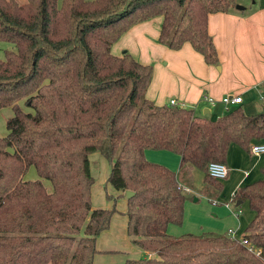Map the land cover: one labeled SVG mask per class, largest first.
<instances>
[{"label": "trees", "instance_id": "16d2710c", "mask_svg": "<svg viewBox=\"0 0 264 264\" xmlns=\"http://www.w3.org/2000/svg\"><path fill=\"white\" fill-rule=\"evenodd\" d=\"M235 5L0 0V40L15 46L0 59V109L13 110L0 135V264H95L96 237L116 210L92 204L93 152L108 162L106 183L120 195L133 191L124 211L127 234L152 253L124 264H263L238 237L172 236L166 228L182 223L189 197L182 186H193V170L203 173L200 191L214 199L222 183L209 176L208 163H225L232 143L249 152L252 143L264 142V111L247 115L237 106L208 120L191 108L156 104L145 96L152 66L128 52L111 53L132 25L162 16L161 44L177 50L188 42L217 65L208 16ZM146 149L178 154V173L148 161ZM31 166L35 179L25 176ZM261 172L263 178L236 189L233 198L248 201L254 214L242 236L264 253V165Z\"/></svg>", "mask_w": 264, "mask_h": 264}, {"label": "crops", "instance_id": "0c3cea01", "mask_svg": "<svg viewBox=\"0 0 264 264\" xmlns=\"http://www.w3.org/2000/svg\"><path fill=\"white\" fill-rule=\"evenodd\" d=\"M243 1L240 10L234 7L228 12H216L208 16V33L217 52V65L206 63L188 42L177 50L161 44L158 36L162 16L132 25L112 44L111 53L120 56L128 52L141 64L152 66L145 96L156 104H166L174 99L178 105L191 108L195 116L208 120H215L237 106L247 115L256 114L260 112L257 103L264 101V0ZM237 3L239 0H236ZM225 95L241 96L242 102L225 105L221 101ZM207 97L213 98L214 102H209ZM144 155L148 161L162 164L176 174L179 171L180 156L174 152L146 149ZM89 159L95 179L91 192L92 204L94 207H110L111 200L95 191L101 185L103 188L110 187L106 183L108 162L98 152L91 153ZM224 164L228 174L220 180L222 191L214 199L202 194L203 173L193 170V183L197 172L201 174V183L196 190L198 194L194 201L185 200L182 223L167 225L166 231L170 235H198L204 232L228 234L229 229L236 236L245 233L254 212L248 207L247 200L237 207L230 197L236 189L263 178L261 168L264 165V153L254 155L232 143L227 149ZM97 165L102 166V174L96 168ZM36 177L33 175L30 179ZM183 185L189 189L188 192H195L193 187ZM46 189L51 190V186ZM122 209L121 223H113L114 216L118 214L114 212L109 226L96 237L95 264L109 263L103 262L99 254L125 246L128 252H133L125 260L152 255L145 250H137L131 243L126 230L125 210Z\"/></svg>", "mask_w": 264, "mask_h": 264}, {"label": "rangeland", "instance_id": "374dc122", "mask_svg": "<svg viewBox=\"0 0 264 264\" xmlns=\"http://www.w3.org/2000/svg\"><path fill=\"white\" fill-rule=\"evenodd\" d=\"M18 1L24 2L25 0H18ZM87 1H91V0H87ZM242 2H244V1L243 0H239V3H237L235 5V8L240 10V8H238L237 6H242L241 5ZM57 3H58V5H60L61 4V0H57ZM9 50H15L14 44L11 43V42H9V41L0 40V59H4V53H5V51H9ZM257 104H258V110L259 111L264 110V101H259ZM19 105L20 106H24L23 100H21L19 102ZM25 109L28 110V108H25ZM12 115H13V110H12L11 107H3V108L0 109V135H5L7 133L6 123H7L8 119ZM96 168L100 170L101 174L103 173L102 166L97 165ZM33 175L34 176H37L36 171H35V168L31 166L28 169V171H27V173H26L25 176H26V178H30V177H33ZM44 183H45V186L46 187H49V185H50V182L49 181L45 180ZM200 183H201V174L199 172H197L196 180H195V182L193 183V186H192L195 192L194 193L193 192H189L188 193L189 194V197L187 199L189 201L190 200L194 201L193 199L198 194L197 193L198 191L196 192V190L198 189ZM96 190L99 191L100 194L104 198H106V199H109V198H107V194L116 197L115 200L110 199L111 200L110 207H113L114 206L115 207V210H116L115 212L118 213L117 215L114 216V219H113L114 222L113 223L120 224L121 221H122L121 219H123V215H121L120 213L123 210L122 208H124V210H125V206H126V196L125 195H120V192L116 191L111 186L110 187H107V188H103V185H101V187H97L95 189V191ZM91 192H92V190H91ZM203 195H205V194H203ZM229 195L227 197H225V199H227L229 197ZM219 200L220 201H223L224 199H219ZM112 218L113 217H111V221H112ZM120 226L118 228H120ZM120 245L121 246H124V245H122V243ZM127 248L128 247H126V246L125 247H119L118 250H116V251H112V252H108V253L107 252H103L102 254H99V255H100V257L103 258V262L104 261L109 262V263H105V264H124L125 258L126 257H130V254H133V252H128V249ZM135 248L137 250H139V251L142 250V249H139L137 247H135Z\"/></svg>", "mask_w": 264, "mask_h": 264}, {"label": "built area", "instance_id": "2783aa9c", "mask_svg": "<svg viewBox=\"0 0 264 264\" xmlns=\"http://www.w3.org/2000/svg\"><path fill=\"white\" fill-rule=\"evenodd\" d=\"M207 100L211 103L214 102V99L211 97H207ZM221 101L225 105L237 104V103L242 102V97L241 96L225 95L224 97H222ZM169 103L178 105L174 99H171L169 101ZM250 152L254 155L263 154L264 153V142L252 143L250 145ZM207 172H208L209 176H211L212 178L217 179V180H222V179L226 178V176L228 174V169L224 163L212 161V162L208 163ZM182 188L185 191H189V189L184 187V186H182ZM233 194L230 197V201H232V202H234ZM228 234L232 237H238L240 239V241L246 246V248L248 250L252 251L255 255H257L261 258V260L264 264V253H263L261 247L256 246L255 244L250 242L247 238L243 237L242 235L236 236L235 232L232 229H229Z\"/></svg>", "mask_w": 264, "mask_h": 264}, {"label": "water", "instance_id": "95a60500", "mask_svg": "<svg viewBox=\"0 0 264 264\" xmlns=\"http://www.w3.org/2000/svg\"><path fill=\"white\" fill-rule=\"evenodd\" d=\"M238 8H242V6H237ZM126 194V197H129L131 194H133V191H126L125 192ZM194 199H196V197H194ZM241 201L240 200H237L236 204H239Z\"/></svg>", "mask_w": 264, "mask_h": 264}]
</instances>
